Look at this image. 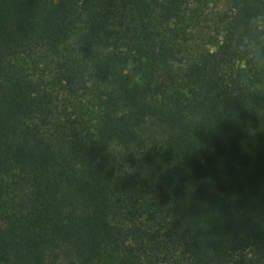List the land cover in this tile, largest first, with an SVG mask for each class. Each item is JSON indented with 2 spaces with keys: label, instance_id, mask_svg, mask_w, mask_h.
<instances>
[{
  "label": "trees",
  "instance_id": "1",
  "mask_svg": "<svg viewBox=\"0 0 264 264\" xmlns=\"http://www.w3.org/2000/svg\"><path fill=\"white\" fill-rule=\"evenodd\" d=\"M264 0H0V264H264Z\"/></svg>",
  "mask_w": 264,
  "mask_h": 264
},
{
  "label": "clouds",
  "instance_id": "2",
  "mask_svg": "<svg viewBox=\"0 0 264 264\" xmlns=\"http://www.w3.org/2000/svg\"><path fill=\"white\" fill-rule=\"evenodd\" d=\"M249 59L257 65L264 66V48L258 47L255 41L248 46Z\"/></svg>",
  "mask_w": 264,
  "mask_h": 264
}]
</instances>
